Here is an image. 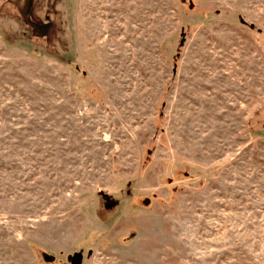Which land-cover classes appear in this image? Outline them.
Instances as JSON below:
<instances>
[{
    "label": "rangeland",
    "instance_id": "1",
    "mask_svg": "<svg viewBox=\"0 0 264 264\" xmlns=\"http://www.w3.org/2000/svg\"><path fill=\"white\" fill-rule=\"evenodd\" d=\"M75 253L264 264V0H0V264Z\"/></svg>",
    "mask_w": 264,
    "mask_h": 264
},
{
    "label": "water",
    "instance_id": "2",
    "mask_svg": "<svg viewBox=\"0 0 264 264\" xmlns=\"http://www.w3.org/2000/svg\"><path fill=\"white\" fill-rule=\"evenodd\" d=\"M83 257L80 253H75L70 258V264H82Z\"/></svg>",
    "mask_w": 264,
    "mask_h": 264
},
{
    "label": "trees",
    "instance_id": "3",
    "mask_svg": "<svg viewBox=\"0 0 264 264\" xmlns=\"http://www.w3.org/2000/svg\"><path fill=\"white\" fill-rule=\"evenodd\" d=\"M23 6H25V2L23 3ZM25 8H26V7H25ZM22 19H23V18H22ZM22 23H23L24 25L27 24V22H26L25 19L22 20ZM41 32H42V34H41L39 37H42L43 39L46 38L45 35H44V33H43V31H41ZM44 40H46V39H44ZM44 259H45V261L48 262V263L53 262V258H52V257H47V256H45Z\"/></svg>",
    "mask_w": 264,
    "mask_h": 264
}]
</instances>
